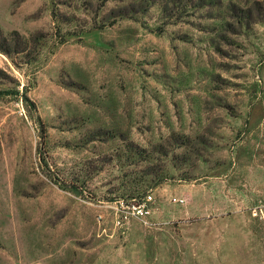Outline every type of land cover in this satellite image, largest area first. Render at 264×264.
I'll use <instances>...</instances> for the list:
<instances>
[{"label": "rangeland", "instance_id": "1", "mask_svg": "<svg viewBox=\"0 0 264 264\" xmlns=\"http://www.w3.org/2000/svg\"><path fill=\"white\" fill-rule=\"evenodd\" d=\"M89 1L0 0V264H264V0Z\"/></svg>", "mask_w": 264, "mask_h": 264}, {"label": "trees", "instance_id": "2", "mask_svg": "<svg viewBox=\"0 0 264 264\" xmlns=\"http://www.w3.org/2000/svg\"><path fill=\"white\" fill-rule=\"evenodd\" d=\"M93 2H96V9L103 8L108 2L123 3L124 0H93L89 1V7L95 9ZM163 3L162 11L166 16H170V10L168 7V0H140L138 3H128L124 6L117 7L110 11L106 17V22L109 26H113L117 21L124 18H134L137 14L143 12H148L152 6L157 3ZM104 25H101L103 28ZM46 35L39 32L30 37H24L18 32H12L5 35L0 29V52L6 56L12 55H23L27 58L28 62L31 63L35 61L38 56L39 50L44 45V39ZM36 56V57H35ZM21 96L23 100L32 108L34 104L26 95V90L20 93L19 91H0V96ZM146 196V193L138 195L136 197H131V199H141ZM119 200V199H118Z\"/></svg>", "mask_w": 264, "mask_h": 264}, {"label": "built area", "instance_id": "3", "mask_svg": "<svg viewBox=\"0 0 264 264\" xmlns=\"http://www.w3.org/2000/svg\"><path fill=\"white\" fill-rule=\"evenodd\" d=\"M155 199L151 193L141 199H119L115 203L116 225L124 227L131 219L145 221L153 215Z\"/></svg>", "mask_w": 264, "mask_h": 264}]
</instances>
